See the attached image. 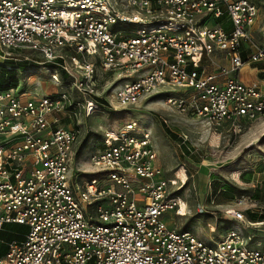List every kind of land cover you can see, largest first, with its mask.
Wrapping results in <instances>:
<instances>
[{"label":"built area","instance_id":"1","mask_svg":"<svg viewBox=\"0 0 264 264\" xmlns=\"http://www.w3.org/2000/svg\"><path fill=\"white\" fill-rule=\"evenodd\" d=\"M258 15L257 0H0V67L18 75L27 58L15 56L36 52L31 66L66 86L41 97L18 83L0 88V235L8 224L25 228L3 241L0 264H264V220L247 216L255 211L225 209L257 230L231 227L218 241L161 219L180 216L184 202L137 122L89 143L87 177L73 160L80 116L161 89L174 93L168 108L210 129L264 116V92L239 78L264 64V36L253 41Z\"/></svg>","mask_w":264,"mask_h":264},{"label":"rangeland","instance_id":"2","mask_svg":"<svg viewBox=\"0 0 264 264\" xmlns=\"http://www.w3.org/2000/svg\"><path fill=\"white\" fill-rule=\"evenodd\" d=\"M257 4L259 15L258 28L253 34L255 44L264 36V0H257ZM227 24L229 27L230 23ZM7 55L14 56V52L9 51ZM17 55L16 59L27 58L21 62L26 67L20 68L17 75L19 91L41 97L66 89L64 82L54 84L49 72L41 70L40 65L36 68L31 66V60H40L38 53L26 50ZM248 67L239 72L240 78L244 79L250 68H256L263 84L256 80L252 83L264 92V64ZM172 94L168 89H161L132 106L106 108L101 109L100 114L80 116V136L74 147L75 170L87 177L85 173L90 170L86 160L89 143L96 138L98 140L105 131H116L122 124L135 121L150 132L162 175L171 179V188L184 202L180 216H175L173 211H166L161 216L169 227L175 225L178 230L192 232L206 241L220 240L224 231L231 227L243 235L248 229L257 230L228 219L223 211L251 210L264 216V116L240 123V128L235 131H229L227 126L210 129L189 114L168 108L165 100ZM82 147L87 148L84 155L79 154ZM236 197L249 200L245 206L238 207L234 205ZM142 199L143 196H138L139 202ZM199 207L204 211L199 212ZM210 226H214L215 230H211Z\"/></svg>","mask_w":264,"mask_h":264},{"label":"trees","instance_id":"3","mask_svg":"<svg viewBox=\"0 0 264 264\" xmlns=\"http://www.w3.org/2000/svg\"><path fill=\"white\" fill-rule=\"evenodd\" d=\"M26 65H24V63L22 64L21 68L25 67ZM18 83V79H17V72L14 70H8L4 67H0V88H9V87H16ZM247 216L249 218L250 221H260V220H264L262 218H264V216H262L261 214L258 213H251L248 212ZM7 227L11 228V229H16L15 231H19V229H21V227L19 225H15V224H11L8 225ZM19 238L17 235H12V234H1L0 235V256H2L6 251H7V245L4 242H10L14 239ZM1 240H3L1 242Z\"/></svg>","mask_w":264,"mask_h":264},{"label":"crops","instance_id":"4","mask_svg":"<svg viewBox=\"0 0 264 264\" xmlns=\"http://www.w3.org/2000/svg\"><path fill=\"white\" fill-rule=\"evenodd\" d=\"M246 68L248 67V66H245ZM244 67V68H245ZM245 68V69H246ZM249 68V67H248ZM260 74V73H259ZM261 75V74H260ZM239 78H240V76H239ZM240 80L241 81H243V82H245L246 84H249V83H252V82H254V80H256V81H259V83L260 84H263L262 83V80L261 79H259V77H258V70L256 69V68H250L249 69V72H246V77L244 78V79H241L240 78ZM8 225H11V224H8ZM8 225H6V231H5V233H8V234H12L13 235V233L12 232H23V231H25V228L23 227V226H20L21 227V229L18 231H15V230H12L11 228H9V227H7ZM16 225V224H15ZM4 233V234H5ZM19 237V236H18ZM1 241H3V240H1Z\"/></svg>","mask_w":264,"mask_h":264},{"label":"bare ground","instance_id":"5","mask_svg":"<svg viewBox=\"0 0 264 264\" xmlns=\"http://www.w3.org/2000/svg\"><path fill=\"white\" fill-rule=\"evenodd\" d=\"M181 208H182V204H181ZM182 210V209H181Z\"/></svg>","mask_w":264,"mask_h":264}]
</instances>
